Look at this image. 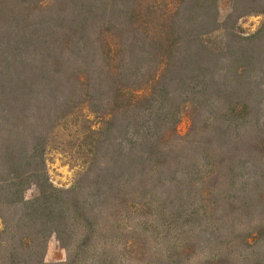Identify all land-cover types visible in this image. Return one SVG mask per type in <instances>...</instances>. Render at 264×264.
Here are the masks:
<instances>
[{"label": "trees", "instance_id": "16d2710c", "mask_svg": "<svg viewBox=\"0 0 264 264\" xmlns=\"http://www.w3.org/2000/svg\"><path fill=\"white\" fill-rule=\"evenodd\" d=\"M226 1L0 0V264H264V0Z\"/></svg>", "mask_w": 264, "mask_h": 264}, {"label": "rangeland", "instance_id": "374dc122", "mask_svg": "<svg viewBox=\"0 0 264 264\" xmlns=\"http://www.w3.org/2000/svg\"><path fill=\"white\" fill-rule=\"evenodd\" d=\"M221 14L225 15L228 12V5L226 0L221 2ZM264 21V17L248 16L242 18L238 22V28L243 32V35H249L259 29ZM91 120H94L92 117ZM190 127V121L187 115H183L178 126V131L181 135H185ZM71 126L67 127V131H64L62 137L68 133ZM69 140V139H68ZM47 167L50 179L58 187H70L77 176L83 171L85 161L81 159L79 155L75 153L73 149L69 148H54L50 150L46 156ZM37 193L36 188L33 186L25 193L26 199H32ZM1 229V220H0ZM68 253L61 246L60 242L55 235L51 236L47 244V252L45 261L47 263H60L67 260Z\"/></svg>", "mask_w": 264, "mask_h": 264}]
</instances>
